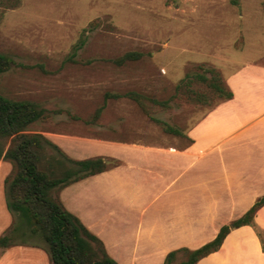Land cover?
<instances>
[{
    "label": "rangeland",
    "instance_id": "1",
    "mask_svg": "<svg viewBox=\"0 0 264 264\" xmlns=\"http://www.w3.org/2000/svg\"><path fill=\"white\" fill-rule=\"evenodd\" d=\"M130 51L142 56L117 61ZM0 52L17 63L0 75V92L47 110L27 132L184 145L224 100L210 82L264 65V0H0ZM9 143L0 139V149ZM55 155L48 147L46 159ZM0 172L11 177L13 163L1 157ZM9 212L13 243L49 255ZM186 259L180 252L172 264Z\"/></svg>",
    "mask_w": 264,
    "mask_h": 264
},
{
    "label": "crops",
    "instance_id": "2",
    "mask_svg": "<svg viewBox=\"0 0 264 264\" xmlns=\"http://www.w3.org/2000/svg\"><path fill=\"white\" fill-rule=\"evenodd\" d=\"M226 82L233 97L192 125L184 145L48 136L74 159L118 160L63 187L59 197L119 264H164L173 250L198 248L264 195V65L247 63ZM5 179L0 172V237L12 223ZM258 230L264 232V205L253 224L232 229L197 264H264ZM0 264L52 262L40 247L14 244L0 247Z\"/></svg>",
    "mask_w": 264,
    "mask_h": 264
},
{
    "label": "trees",
    "instance_id": "3",
    "mask_svg": "<svg viewBox=\"0 0 264 264\" xmlns=\"http://www.w3.org/2000/svg\"><path fill=\"white\" fill-rule=\"evenodd\" d=\"M231 2L238 4V0ZM141 56L139 51H130L117 61L123 63ZM16 64L12 56L0 52V75ZM210 85L224 100L233 97V91L219 76ZM129 94L138 97L134 92ZM46 112L34 101L13 99L0 92V139H10L9 146L0 149V158L14 165L13 175L5 182L7 207L24 218L32 234L44 239L52 264H119L109 255L103 241L68 210L59 197L63 187L105 171L117 165L118 160L108 156L74 159L46 136L27 132V127L44 117ZM166 129L182 133L168 124ZM48 147L58 156L47 160ZM263 205L264 195L242 216L224 224L213 240L195 249L182 247L173 250L168 253L164 264H172L180 252L187 254V259L181 264H197L200 259L218 250L232 229L253 224L257 210ZM258 234L264 242L263 232L258 230ZM14 237L9 232L5 233L0 237V246L14 245Z\"/></svg>",
    "mask_w": 264,
    "mask_h": 264
}]
</instances>
